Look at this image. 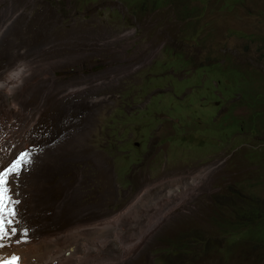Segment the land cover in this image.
Listing matches in <instances>:
<instances>
[{
    "label": "rangeland",
    "instance_id": "obj_1",
    "mask_svg": "<svg viewBox=\"0 0 264 264\" xmlns=\"http://www.w3.org/2000/svg\"><path fill=\"white\" fill-rule=\"evenodd\" d=\"M14 61H31L35 68L16 100L44 108L28 133L31 145L41 140L51 152L60 151L47 158L51 167L38 178L46 182L41 210L53 203L39 231L68 228L82 215L85 221L118 215L142 195L134 201L136 213L122 218L119 240L129 233L124 247L114 239L103 251L122 258L123 248L140 242L132 257L116 264H185L164 251L183 240L190 244L192 234L201 243L193 245L187 264H264V222L251 232L264 221V0H0V71ZM153 112L179 117L169 134L164 125L167 135H154L145 154L157 172L154 180L147 160L119 169L123 164L115 156L118 141L129 133L131 141L149 133L155 116L147 113ZM116 114L122 120L114 125L124 132L111 123ZM117 132L123 134L118 140ZM58 135L68 140L51 149ZM220 159L206 184L168 216L167 223L181 216L170 231L153 230L169 207L147 208L152 196L144 189L164 195L153 187L185 175L175 170ZM126 167L131 173L120 184L117 176ZM129 221L131 227L144 221L148 226L130 233ZM147 229L152 231L143 238ZM229 234L237 235L238 245H230Z\"/></svg>",
    "mask_w": 264,
    "mask_h": 264
},
{
    "label": "bare ground",
    "instance_id": "obj_2",
    "mask_svg": "<svg viewBox=\"0 0 264 264\" xmlns=\"http://www.w3.org/2000/svg\"><path fill=\"white\" fill-rule=\"evenodd\" d=\"M16 63L14 61L8 68ZM25 63L28 71L23 79L22 86L30 82L29 78L35 71L33 62L29 61ZM8 68L0 71V79L3 78L4 72ZM27 80L28 82H26ZM7 84L10 87H14L15 80L7 81ZM83 88L84 86L70 91L74 93ZM17 90H15L14 95L10 98L13 103H10V100H7L8 98L4 95V99L0 100V171L16 160L18 152L23 149H27L26 153L28 154L29 163L24 165L20 172L10 173L9 175L7 195L10 197V200L8 207L14 208L16 215L9 216L7 213L3 214L8 234L0 237V260H5L17 253L20 257L19 264H112V258L115 255L112 256L110 250V252L103 251L111 246V241L114 239L120 242L122 246L124 245V242L121 240L129 233L124 232L122 239L119 240L123 228L122 218L123 216L128 218L136 213L134 210L136 203L134 201L137 200L138 202L142 198V195H139L133 201L134 204L132 203L118 215H112L111 213V216H104V218L96 221H85L83 219L84 215H82L74 220L72 219V224L68 228L60 227L55 230L51 229L48 232L39 231V228L46 227L47 215L51 207H53V203L50 202L51 205L46 204L47 209L41 210L39 195L45 190L46 182H40L38 178L39 176L44 177V170L51 167L47 158H50L52 155L56 156V153L60 151L51 152L46 143H43L41 140L31 145L32 142L29 139L28 133L37 125L44 108L42 109L41 104H36L32 109L26 108L27 100H16L15 94ZM204 176L205 173L198 175L199 178H203ZM93 190H95L94 187ZM147 190L151 192V188H146L145 191ZM154 204L157 206L159 200H156ZM146 205L148 208V200H146ZM171 208L169 207L159 214L161 216L154 224V227L160 224L164 215L169 213ZM53 216L59 217L58 215ZM8 221H11V223L9 224ZM13 226L17 229L15 233L11 232ZM147 226L148 221H144L141 225L131 227L129 221L128 229L132 233L135 229L140 230ZM149 229L146 230L143 238L148 237L152 231V229L151 231ZM144 231L145 229L141 233ZM112 232L115 233L113 237L111 236L112 234L109 235ZM139 246L140 242L132 250L128 251L127 247L123 248L125 251L124 256L119 259L132 257Z\"/></svg>",
    "mask_w": 264,
    "mask_h": 264
},
{
    "label": "clouds",
    "instance_id": "obj_3",
    "mask_svg": "<svg viewBox=\"0 0 264 264\" xmlns=\"http://www.w3.org/2000/svg\"><path fill=\"white\" fill-rule=\"evenodd\" d=\"M261 15H263V14H261ZM184 61H186V60H184ZM27 71H28V68H27V65L24 61H18L15 65L8 68L4 72L3 78L0 79V93H2L6 98L10 99L14 95L15 90L22 86L23 79H24L25 75L27 74ZM181 72H183V71L181 70ZM12 80H15L14 87H10L7 84V81H12ZM101 84H102V82H98V83L93 84L91 87L96 88V87H99ZM170 90H171V87H168L164 91L158 90L156 93L166 92V91H170ZM183 91H184V89H183ZM189 91L192 93L194 91V86L191 87L189 89ZM95 100H99L100 102L105 100L104 102H102V104H104L106 101H108V98H104L102 100L96 98ZM200 102H201V100L199 101V103ZM10 103H13V101L10 100ZM165 103H166V105H169L171 107L170 110L173 109L172 106L174 104V100H171V98H169L168 100L165 101ZM219 107H224V105L219 106ZM143 110H146V109H143ZM118 111L121 112L122 115L126 114V112H124L123 109H118ZM147 114H153L155 116V120L150 127L149 133L145 134V135H139L138 134L139 130L135 129L138 126H135L134 132H137L138 139L136 141L135 140L131 141V138L129 137V134H130L129 133L127 136H125L124 140L118 141L119 143L117 144V148H119V147H121V148L116 152L115 156L118 160V163L123 164L122 166H119V169L126 166V165H129L132 167L133 165H136L137 162H140V161L144 162L145 160H147L146 165L148 166V170H149L148 175L151 176L150 178L149 177L148 178L154 180V179L158 178V177H156L157 172L152 169V167L150 166V159H148L149 157L148 158L145 157V154H147L150 151V145H151V142L154 138V135H156L158 138L161 139L164 136H166L167 134H169L172 131V129H171L172 124L173 123L176 124L179 120L178 119L179 117L178 116L172 117V116H170V114L162 113V112H160V113H154L153 112V113H147ZM224 114H227V112ZM113 117H114L113 119L111 118V123L113 125H114L116 119H118L120 121L122 120V117H120V115H118V114L114 115ZM169 120H171V121H169ZM126 124H128V123L123 122L122 125L124 126ZM164 125H169V127H170V129H168L167 134L164 133V131H163V129L165 127ZM114 126L116 127V130H117L118 126H116V125H114ZM117 131L124 132V131H120V130H117ZM119 132H117L116 134L113 135V137L117 140L123 136V134H118ZM58 137H61V138L58 139ZM66 140H68V139L64 135H58L56 138H53L52 141L49 143L50 148L53 149L54 147L58 146L59 144H61L62 142L66 141ZM136 150L139 151L138 156L135 155ZM26 152H27V149L24 151L23 150L19 151L18 157L20 156L21 153H26ZM114 153L115 152L112 151V161L113 162H114V157H113ZM221 162H222V159L215 161V164L213 166H204V167H199L196 169L185 170V171H176L175 170L174 173L183 172L185 175L182 176L181 178H175L174 177V178H171L167 181L161 182L159 185H155L153 188L160 187L162 190H166V193L164 195H161V196H167L170 199V202L165 203L163 200H161V198H160L161 196L153 197L154 195H156L158 193V191L153 192L151 189L150 193H151L152 197L148 198V208L154 209L156 212H159L162 208H165L167 206L172 207V208H171V211L165 216V220L161 224L157 225L153 230L157 231L160 229H164L162 234H164V232H167V230L170 231L171 222L176 220V218H178L177 220H179L181 218V216L177 215L176 217L172 218L169 221L170 223L168 222L169 224L167 223L168 216H170V214L174 213L183 203H186L190 199V197L193 195L194 189H196L198 186H203L206 184L205 183L206 180L203 184V179L205 178V176H207V175L209 176L210 173L212 172V169L214 168V166H217ZM131 167H126L127 172L125 175L122 176V178H120L116 175L120 184L122 181H125L127 183L126 176L131 173L130 172ZM162 171H163L162 175H165L164 168L162 169ZM200 173H205V176L203 178H199L198 175ZM139 177H140V175H138V178ZM175 179H178V180H175ZM190 181H191V183H190ZM139 184L141 185V182H139ZM171 184H176L177 187H174L172 189V187L170 186ZM148 188H151V187H148ZM145 190L146 189H144V191ZM156 200H159L158 207L160 209L153 204V201L155 202ZM253 214L261 217L260 214H262V213L259 212V210L258 211L256 210ZM246 218H250V216H246ZM259 221L260 222H258V224L255 225V227H256V228H254L255 230L251 229V232H259V230H260V228L264 222L262 220H259ZM12 228H15V227L13 226ZM192 233H196V232L193 231ZM195 235L196 234L191 235L190 240H189L190 244L184 242L185 240H183V243L173 245V247L171 249H170V247H168L164 251V253H165L164 256L169 255L174 260V262H176L178 260V261L185 263V264L189 263L191 260L188 258H190V257L193 258L195 256V252H196V247H193V245H197V244L201 243V241L194 238ZM228 237H230V238L231 237H237V235L235 236V235L229 234ZM193 242L195 244H193ZM228 242L230 243V245H238L239 240L238 241L233 240V244H232V241H230V239L228 240ZM13 257L16 258L14 264H19L20 257L17 253L9 256L7 258L8 261H10V263L13 264ZM7 259H6V261H7ZM187 259H188V261H187ZM1 261H3V260H0V262ZM119 262H121V259L117 258L116 256L112 258V264H116ZM8 264H9V262H8Z\"/></svg>",
    "mask_w": 264,
    "mask_h": 264
},
{
    "label": "snow or ice",
    "instance_id": "obj_4",
    "mask_svg": "<svg viewBox=\"0 0 264 264\" xmlns=\"http://www.w3.org/2000/svg\"><path fill=\"white\" fill-rule=\"evenodd\" d=\"M27 156V153H21L16 160L0 171V237L8 234V228L5 225L3 214L7 213L9 216L16 215L14 208L8 207V202L10 200V197L7 195V183L9 181V175L10 173L20 172L22 167L29 163ZM8 223L10 224L11 221H8ZM16 231L17 229L15 228L11 229V232L13 233ZM15 259L16 258L13 257V261H15Z\"/></svg>",
    "mask_w": 264,
    "mask_h": 264
},
{
    "label": "trees",
    "instance_id": "obj_5",
    "mask_svg": "<svg viewBox=\"0 0 264 264\" xmlns=\"http://www.w3.org/2000/svg\"><path fill=\"white\" fill-rule=\"evenodd\" d=\"M231 238H233L234 241H238V239H239L237 237H231Z\"/></svg>",
    "mask_w": 264,
    "mask_h": 264
}]
</instances>
